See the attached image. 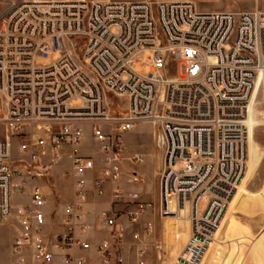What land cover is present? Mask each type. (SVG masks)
Returning a JSON list of instances; mask_svg holds the SVG:
<instances>
[{
	"label": "built area",
	"instance_id": "obj_1",
	"mask_svg": "<svg viewBox=\"0 0 264 264\" xmlns=\"http://www.w3.org/2000/svg\"><path fill=\"white\" fill-rule=\"evenodd\" d=\"M145 51L154 72L141 74L134 64ZM50 54L53 62L35 64ZM260 75L264 9L202 11L190 0L10 3L0 11V225L11 216L12 195L28 190L11 246L18 264H57L58 252L60 264H125L113 206L122 196L123 163L144 161L127 157L123 142L140 123L153 125L161 151L158 213L188 222L177 263L200 264L247 181L248 112ZM112 98L125 99V107L115 103L111 111ZM85 125L100 146L98 163L82 153ZM13 135L27 158L21 166L10 165ZM65 157L75 198L90 191L101 197L109 188L111 208L99 213L109 240L79 239L88 227L75 202L63 207L66 230L44 235L52 212L43 211L52 196L44 183ZM127 183L139 179L131 174ZM125 204L137 223L145 210L139 194L128 193ZM151 232L148 224L133 238ZM76 250L87 255L76 257ZM136 264H146L143 250Z\"/></svg>",
	"mask_w": 264,
	"mask_h": 264
},
{
	"label": "rangeland",
	"instance_id": "obj_2",
	"mask_svg": "<svg viewBox=\"0 0 264 264\" xmlns=\"http://www.w3.org/2000/svg\"><path fill=\"white\" fill-rule=\"evenodd\" d=\"M15 0H0V11L6 8ZM154 1V0H153ZM198 9L222 10H253L264 9V0H194ZM199 6V7H198ZM201 10V9H200ZM204 11V10H202ZM211 11V10H210ZM158 36L161 37L160 32ZM57 58L56 54L46 57L37 56L35 64L45 66ZM151 53L145 51L139 56L134 68L141 74L154 72V69L147 65ZM264 75H260L256 81L252 93L248 112V157L247 169L244 176L243 191L239 194L238 200L230 204L231 215L221 232H217L215 239L210 244L200 264H264V249L259 250L257 245L264 246ZM255 104L254 97L256 92ZM79 100L71 101L72 105H78ZM115 103L124 104L125 99L113 98L108 101V107L117 111ZM122 110V109H121ZM85 138L83 140L82 153L93 158L96 163L100 160V146L93 140L91 126L83 127ZM154 127L150 123H140L131 130L123 133V142L127 157L132 155L142 156L144 161L141 165L133 166L127 162L123 163L124 177L120 184L122 196L116 210V222L123 228V243L120 248V255L125 264L137 263V251L143 250L146 264H178L177 257L183 249L187 240L188 222L185 217L161 218L158 213V173L162 168L161 151L154 143ZM3 132L0 126V142L3 141ZM20 140L13 135L11 138V166H21L27 161L25 155L19 153L18 145ZM256 165V166H254ZM135 174L138 184L127 183L129 175ZM247 175V176H246ZM249 177V178H248ZM74 180L71 174L70 161L63 158L60 166L56 168L53 176L46 179L44 185L52 196L48 199V205L43 209L48 213L46 230L44 235L52 239L53 234L63 233L65 217L63 207L70 203H80L83 211L84 225L93 226L101 224L99 220L100 208L88 210V205H95L100 201H110L111 193L106 189L103 196L98 197L89 192L83 198L74 196ZM90 190V189H89ZM27 191L25 194H14L11 197V216L6 222L0 225V263L18 264L16 256L11 251V244L14 233L17 230L16 215L19 208L28 203ZM137 192L141 202L145 204V210L139 217L137 223L132 224L128 219L130 206L126 205L127 194ZM203 203L200 204V208ZM232 207V208H231ZM95 210V211H94ZM104 210V209H103ZM173 210V208H172ZM90 211V212H89ZM229 211V210H228ZM174 214V211H171ZM87 218L89 221L87 222ZM150 224L151 234L140 235L138 240L133 236L136 232L142 233V228ZM88 230V229H87ZM101 235V234H100ZM109 240V237L101 235L97 242ZM25 264H32L26 262Z\"/></svg>",
	"mask_w": 264,
	"mask_h": 264
},
{
	"label": "crops",
	"instance_id": "obj_3",
	"mask_svg": "<svg viewBox=\"0 0 264 264\" xmlns=\"http://www.w3.org/2000/svg\"><path fill=\"white\" fill-rule=\"evenodd\" d=\"M190 1H193L195 2L194 0H190ZM199 7V6H198ZM201 10H204V11H212V10H215V9H202L200 8ZM216 10H222V8L220 9H216ZM232 11V10H230ZM109 202L110 201H100V202H97L96 203V206L95 205H88V210H90L91 212L93 211L92 209H95L96 208H100V210H106V209H110V205H109ZM117 207V205H114L113 206V209L115 210V208ZM94 210V211H95ZM89 211V212H90ZM116 211V210H115ZM48 218V217H47ZM87 222H91L89 221V218H87ZM48 227V226H47ZM62 229H64V226H60ZM88 227V230L87 231H84V232H77V236L79 237V239L81 240H89L91 241V243L95 244L97 242V238L100 237L101 235H107L109 237V233L107 232V230L103 227L102 224H96V225H93V226H87ZM101 234V235H100ZM12 246V244H11ZM258 249L260 250L261 248L264 249V246L260 243L257 245ZM261 247V248H260ZM87 255L86 253L84 252H79V251H75V256L76 257H80V256H85ZM60 256H61V253L58 252L57 254V264H60ZM1 264V263H0Z\"/></svg>",
	"mask_w": 264,
	"mask_h": 264
},
{
	"label": "bare ground",
	"instance_id": "obj_4",
	"mask_svg": "<svg viewBox=\"0 0 264 264\" xmlns=\"http://www.w3.org/2000/svg\"><path fill=\"white\" fill-rule=\"evenodd\" d=\"M254 166H256V165H254ZM247 176V175H246ZM249 178V177H248ZM244 180V179H243ZM232 204V203H231ZM232 208V207H231ZM172 214V213H171ZM185 217V216H184ZM185 220H186V218H185ZM187 221V220H186Z\"/></svg>",
	"mask_w": 264,
	"mask_h": 264
}]
</instances>
